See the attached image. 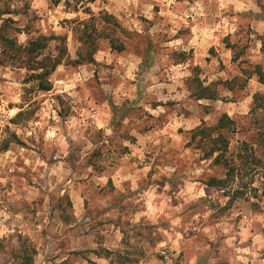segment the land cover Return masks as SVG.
I'll return each mask as SVG.
<instances>
[{
	"label": "rangeland",
	"instance_id": "374dc122",
	"mask_svg": "<svg viewBox=\"0 0 264 264\" xmlns=\"http://www.w3.org/2000/svg\"><path fill=\"white\" fill-rule=\"evenodd\" d=\"M0 1L19 43L60 35L69 60L88 10L113 15L124 43L99 38L94 62L63 61L48 91L0 64L1 264L24 246L33 264H264L259 174L230 201L236 183L208 185L224 171L190 142L222 113L231 149L254 141L264 86L246 77L264 68V0ZM195 76L219 99L195 100Z\"/></svg>",
	"mask_w": 264,
	"mask_h": 264
},
{
	"label": "trees",
	"instance_id": "16d2710c",
	"mask_svg": "<svg viewBox=\"0 0 264 264\" xmlns=\"http://www.w3.org/2000/svg\"><path fill=\"white\" fill-rule=\"evenodd\" d=\"M52 1L57 5L60 0ZM77 1L80 0H75L76 3ZM9 12L6 5L0 3V64H9L31 71L27 81L34 82L36 88L41 91L51 89L50 76L63 61L67 60L73 65L93 63L99 38L106 39L113 50H124V43L116 34V30L121 26L118 20L106 11H101L97 15L87 11L90 15L89 19L80 21V26L76 28L79 46L76 57L70 60L67 57L65 39L60 35L39 34L29 38L25 43H19L15 35L9 34V31L14 29L9 23L10 19H2V16ZM52 41H57L54 53L47 50ZM238 55L239 53H234L232 60H236ZM252 75L264 86V68L261 65L251 64L246 80ZM226 84H229V81ZM242 84H245V80ZM190 86L191 96L195 100L219 99V91L215 83L204 85L202 80L195 76ZM252 97L253 106L250 113L254 115L258 109L264 110V95L255 93ZM256 119L259 128L253 138L254 141L240 140L233 149H231V135L238 131L237 122L226 113H222L213 124H201L191 130L190 142L199 150L202 159H211L224 171L223 177H211L207 184L228 188L230 184L236 183V187L231 189L230 201L243 195L244 189L253 182L256 174L262 179V193H264V116ZM11 140L20 142L14 133L11 135ZM7 148L8 142H5L3 149ZM259 148L260 152H258ZM262 232L264 235V229ZM18 255L19 264H33V255L27 247H21ZM89 264L98 263L90 261Z\"/></svg>",
	"mask_w": 264,
	"mask_h": 264
}]
</instances>
